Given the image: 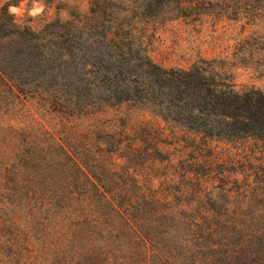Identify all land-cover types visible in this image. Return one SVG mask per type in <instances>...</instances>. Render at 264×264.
I'll use <instances>...</instances> for the list:
<instances>
[{"label":"trees","instance_id":"16d2710c","mask_svg":"<svg viewBox=\"0 0 264 264\" xmlns=\"http://www.w3.org/2000/svg\"><path fill=\"white\" fill-rule=\"evenodd\" d=\"M19 1L0 5L4 246H30L50 264H264V209H248L264 205V185L244 194L246 211H175L151 179L133 177L131 161L116 170L126 181L115 179L120 126L101 121L131 104L207 138L264 142L263 91L234 89L211 60L157 65L136 34L139 23L224 11L230 0H143L136 25L106 21L96 2L81 18L35 26L9 13ZM134 150L131 143L122 157ZM91 159L103 178L88 177Z\"/></svg>","mask_w":264,"mask_h":264},{"label":"rangeland","instance_id":"374dc122","mask_svg":"<svg viewBox=\"0 0 264 264\" xmlns=\"http://www.w3.org/2000/svg\"><path fill=\"white\" fill-rule=\"evenodd\" d=\"M5 1L0 0V5ZM142 1L21 0L11 6L21 8L23 5L19 15L12 14L18 24L35 26L54 18L62 21L74 16L81 18L99 2L106 6V21L124 17L136 25L135 21L145 20L136 16ZM225 5L228 7L224 11L215 7L169 20L157 17L154 27L139 23L136 28L143 30L136 34L143 35L148 53L157 65L188 68L195 61L211 60L215 70L234 89L255 88L264 92V0H230ZM37 7L42 11L31 15ZM147 21L152 22L151 19ZM4 108L0 104V112H4ZM4 118L5 114L0 116V125ZM107 118L120 126L118 134L112 136L120 148L113 151L115 172L121 162L131 161L133 177L151 179L153 188L160 196H165L175 211L229 212L236 208L246 211L244 194L252 186L264 185V142L207 138L161 120L150 107L131 104L111 108L101 121L106 124ZM102 138L109 140L105 136ZM131 143L135 149L129 155L131 159L122 157ZM89 156H93L92 151ZM93 165L92 159L87 162L88 177L103 178L104 173ZM117 174L119 182L126 181L127 174L119 176L118 171L115 179ZM248 209L261 211L264 205ZM0 264L50 262L36 256L30 246L25 250H13L4 246L0 238Z\"/></svg>","mask_w":264,"mask_h":264},{"label":"clouds","instance_id":"9594fccd","mask_svg":"<svg viewBox=\"0 0 264 264\" xmlns=\"http://www.w3.org/2000/svg\"><path fill=\"white\" fill-rule=\"evenodd\" d=\"M23 8V5H21V8H17L15 6H10L8 11L10 14H13V15H19L21 13V9ZM42 11L41 8L37 7L32 13L31 15H36L38 12Z\"/></svg>","mask_w":264,"mask_h":264}]
</instances>
